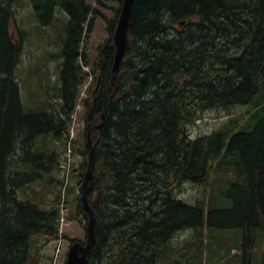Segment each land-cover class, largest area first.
<instances>
[{
  "label": "trees",
  "instance_id": "trees-1",
  "mask_svg": "<svg viewBox=\"0 0 264 264\" xmlns=\"http://www.w3.org/2000/svg\"><path fill=\"white\" fill-rule=\"evenodd\" d=\"M31 1L42 26L51 23L57 6L68 21L53 102L39 82L43 99L25 110L15 75L21 40L11 31L13 0H0V264H32L36 240L43 245L60 239L62 204L86 226L80 187L88 163L87 130L100 122L124 0H93L111 7L110 17L88 0ZM98 15L108 35L91 55ZM79 101L83 159L80 171L71 168L79 184L69 196L59 174ZM236 104L253 111L246 122L231 117L209 133L190 135L188 126L205 110ZM90 134L94 185L88 201L95 212L90 264H157L176 233L205 226L240 230L241 263L264 264V0H133L104 120ZM212 175L230 181L229 207L175 196L186 182L215 188ZM49 187L51 197L44 194Z\"/></svg>",
  "mask_w": 264,
  "mask_h": 264
},
{
  "label": "rangeland",
  "instance_id": "rangeland-1",
  "mask_svg": "<svg viewBox=\"0 0 264 264\" xmlns=\"http://www.w3.org/2000/svg\"><path fill=\"white\" fill-rule=\"evenodd\" d=\"M88 1L93 3L103 16L110 17L111 7H101L93 0ZM12 9L15 20L11 31L17 41L21 40V54L15 67V75L20 87L22 104L24 109L29 110L33 108L31 105L34 104L35 99H43L41 93L43 91H40L37 86L39 82L44 88L48 89L47 91L51 95L48 99L53 102L54 90L52 89L55 87L56 81L59 84V70L62 60L60 55L61 40L64 36L68 15L65 10L57 6L54 9L51 23L42 26L33 9L31 0H13ZM107 35L105 20L98 15L95 18V26L89 46L91 55L95 53V45L103 41ZM89 79L91 81L92 76H89ZM87 81L88 79H85L81 83L80 99L83 97L84 87L88 85L86 84ZM251 113L253 111L250 107L237 104L231 106L230 110L207 109L202 114L204 116L200 118L201 120L197 119L188 126L187 130L192 137L206 134L231 117H237L238 123L239 121L240 123L246 122ZM83 120L84 109L81 101H79L72 115L69 130L70 146L67 143L64 155H62L64 167L59 174L64 180V186L70 187L69 196L74 194L79 184L78 178L71 174V168L73 165H77L75 169L77 171L81 170L79 163L83 159V133L85 129ZM215 176L212 175L210 178L212 183L215 180L219 184L215 188H212V185L209 184L210 190L207 191L204 184L186 182L178 190V195L175 192V196L191 204H194L196 200H205L208 202L207 205L212 203L213 208L229 207L231 201L227 198L226 193L230 181L225 179L221 181V179H215ZM53 191H55V188H53ZM60 193L66 195L67 191L62 189ZM44 194L51 197L53 195L51 187L46 189ZM60 208V235L62 236L59 240L43 245H39V241L36 240L33 244V247H35L33 248L32 264H52L55 253H58L55 264H65L66 253L71 240L85 241L86 229L78 220L73 218L71 206L62 204ZM194 231L193 229H185L176 233L169 241V251L167 253L163 252L157 264H242L240 257L242 258L244 249L241 245L242 234L240 230L231 227L212 228L205 226ZM249 245L252 246L253 244ZM255 245L257 246L256 243ZM263 246H260L262 252L264 250ZM248 249L249 246L246 251Z\"/></svg>",
  "mask_w": 264,
  "mask_h": 264
},
{
  "label": "water",
  "instance_id": "water-1",
  "mask_svg": "<svg viewBox=\"0 0 264 264\" xmlns=\"http://www.w3.org/2000/svg\"><path fill=\"white\" fill-rule=\"evenodd\" d=\"M133 0H124L120 9L118 20L113 33V42L115 46L114 61L112 65L111 80L109 85L103 91V111L100 116V122L88 129L87 132V146H88V166L84 174V180L81 185V198L83 207L88 213V221L86 225V240L85 242L74 241L69 246L65 264H89V254L92 251V245L94 243V222L95 214L91 210L87 201V194L92 184V169L94 166V146L91 142L90 132L95 128H99L102 125L105 114V107L107 104L108 93L115 84V77L119 68V64L123 57L125 46L128 37V25L131 14Z\"/></svg>",
  "mask_w": 264,
  "mask_h": 264
},
{
  "label": "bare ground",
  "instance_id": "bare-ground-1",
  "mask_svg": "<svg viewBox=\"0 0 264 264\" xmlns=\"http://www.w3.org/2000/svg\"><path fill=\"white\" fill-rule=\"evenodd\" d=\"M155 47H156V46H155ZM103 107H104V106H103ZM105 109H106V107H105ZM102 111H103V110H102ZM94 126H96V125H93V127H94ZM89 128H91V127H89ZM89 128H88V129H89ZM95 129H97V128H95ZM93 185H94V182L92 181V184H91V188H90V190L93 189ZM89 192H90V191H89ZM89 192H88V193H89ZM91 192H92V191H91ZM89 194H90V193H89ZM87 201H88V194H87ZM88 205L90 206L91 210L93 211V208H92V206L90 205L89 201H88ZM93 212H94V211H93ZM94 214H95V212H94Z\"/></svg>",
  "mask_w": 264,
  "mask_h": 264
}]
</instances>
